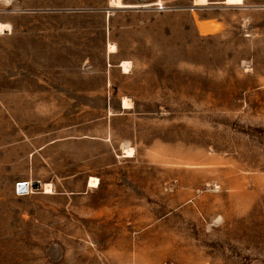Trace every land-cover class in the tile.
Returning a JSON list of instances; mask_svg holds the SVG:
<instances>
[{"label":"rangeland","instance_id":"1","mask_svg":"<svg viewBox=\"0 0 264 264\" xmlns=\"http://www.w3.org/2000/svg\"><path fill=\"white\" fill-rule=\"evenodd\" d=\"M221 1L0 0V264H264V0Z\"/></svg>","mask_w":264,"mask_h":264},{"label":"crops","instance_id":"2","mask_svg":"<svg viewBox=\"0 0 264 264\" xmlns=\"http://www.w3.org/2000/svg\"><path fill=\"white\" fill-rule=\"evenodd\" d=\"M124 2H125V0H124ZM127 3V2H126ZM214 3H218V4H220V3H222V4H224V0L223 1H221V2H214ZM129 4H131V3H129ZM200 6V5H199ZM0 23H4V24H10L11 25V27H12V23L11 22H8V21H0ZM12 31H13V27H12ZM12 31H8V32H12ZM7 32H5V33H0V34H6ZM117 54V53H116ZM115 53H109L108 52V55H116ZM123 61H127V60H123V59H120V60H116L115 61V63L114 64H112L111 62H110V66L109 67H117V68H120L121 69V67H120V64H121V62H123ZM122 70V69H121ZM4 72V74H6L7 73V76L9 77V79L11 78V73H10V71H3ZM123 72V71H122ZM11 83V81H9V84ZM0 106H2V108L3 109H22V108H26L27 107V105H26V103H15V106H13L11 103L8 105L7 103H4V104H2L1 103V105ZM121 106L123 107V102L121 103ZM124 108V107H123ZM15 135L13 136V137H11V139L8 141V143H7V145L8 146H11L12 147V145H15V143H19L20 144V146H22V147H25L26 149H27V146L28 147H30V149H31V151L28 153V156L30 157V158H34L35 157V155H36V153L38 152V150H41V149H43L44 148V146L43 147H40V148H37V146H35V143H36V140H37V137L34 135V134H31L28 130H27V128H25L23 125H20L19 126V129H17L15 132ZM10 134H12V132H10ZM18 137V138H17ZM53 143H55V141H51L48 145H51V144H53ZM47 146V145H46ZM12 149V148H11ZM87 185H88V182H87Z\"/></svg>","mask_w":264,"mask_h":264},{"label":"bare ground","instance_id":"3","mask_svg":"<svg viewBox=\"0 0 264 264\" xmlns=\"http://www.w3.org/2000/svg\"><path fill=\"white\" fill-rule=\"evenodd\" d=\"M159 4L160 3L143 5L144 7H142V8L153 6V5H159ZM110 5L112 7L124 8V9H126V8H141V7H134L135 5L125 4L123 2V0H110ZM6 31H11V25L10 24H4V23L2 24V23H0V33L6 32ZM117 51L118 50H117L116 46H114V45H110L109 46V53H112V54L115 53L116 54ZM130 64H131V62H128V61L121 62L120 67H121L123 73H128L129 74L130 66H131ZM123 107L125 109L132 108V102H131V100L129 98H126V97L124 98ZM124 149H126L125 150L126 157H132L133 156V153H134L133 149H131V148H129V149L124 148ZM41 187H42V190L44 191L45 194H53L54 193V187H53L52 183H48V182L47 183H43L41 185ZM98 187H99V180L97 178H95V177H92L90 179V181H89V188H98ZM21 190H25V191L28 190V192H32L33 191L30 186H28V187L21 186Z\"/></svg>","mask_w":264,"mask_h":264},{"label":"built area","instance_id":"4","mask_svg":"<svg viewBox=\"0 0 264 264\" xmlns=\"http://www.w3.org/2000/svg\"><path fill=\"white\" fill-rule=\"evenodd\" d=\"M158 8H159V9H163L162 5H158ZM31 185L33 186V183H29V182H20V183H18V185H17L16 191H17V193H19V194H21V195L28 194V193H29L28 190H27V191H25V190H21V186H26V187L30 186V187H31ZM35 185H36V184H34V186H35ZM27 189H28V188H27Z\"/></svg>","mask_w":264,"mask_h":264},{"label":"water","instance_id":"5","mask_svg":"<svg viewBox=\"0 0 264 264\" xmlns=\"http://www.w3.org/2000/svg\"><path fill=\"white\" fill-rule=\"evenodd\" d=\"M35 187L39 189L41 188V185L39 183H36Z\"/></svg>","mask_w":264,"mask_h":264}]
</instances>
